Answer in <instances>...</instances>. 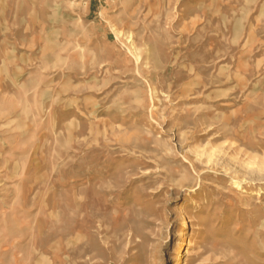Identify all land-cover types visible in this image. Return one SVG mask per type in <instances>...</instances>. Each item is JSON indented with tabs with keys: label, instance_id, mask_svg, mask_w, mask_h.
<instances>
[{
	"label": "rangeland",
	"instance_id": "obj_1",
	"mask_svg": "<svg viewBox=\"0 0 264 264\" xmlns=\"http://www.w3.org/2000/svg\"><path fill=\"white\" fill-rule=\"evenodd\" d=\"M0 264H264V0H0Z\"/></svg>",
	"mask_w": 264,
	"mask_h": 264
}]
</instances>
